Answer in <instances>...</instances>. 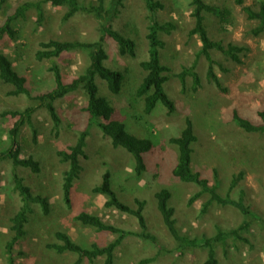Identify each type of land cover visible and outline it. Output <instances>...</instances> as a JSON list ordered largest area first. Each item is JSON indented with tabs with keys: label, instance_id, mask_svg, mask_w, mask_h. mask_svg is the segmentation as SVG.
<instances>
[{
	"label": "rangeland",
	"instance_id": "374dc122",
	"mask_svg": "<svg viewBox=\"0 0 264 264\" xmlns=\"http://www.w3.org/2000/svg\"><path fill=\"white\" fill-rule=\"evenodd\" d=\"M26 1L38 3L41 0H8L0 4V24L6 14ZM158 1L164 5L157 12L159 22H172L176 26L171 35L163 34L166 47L160 52V64L170 70L163 73L168 78L163 88L174 103L175 112L169 115L158 104L151 115H146L143 99L137 96L144 76L139 63L148 57V41L144 38L147 12L143 0H125L114 23V29L119 33L124 34L126 29L135 32L139 39H134L136 59L121 57L117 44L112 40L106 42L108 58L104 66L123 73V91L120 95L112 96L106 91L105 81L99 75L96 78L99 95L105 97L114 109L113 120L123 123L129 134L150 140L153 145L152 151L145 155L146 172L142 176L135 175L133 159L125 150L114 149L109 138L104 137L98 128L91 127L86 140L85 158L80 159L82 172L74 182L71 208L67 209L61 200L63 172L67 166L60 162L56 152L73 145L78 132L88 127L87 115L80 111L85 105L84 95L77 90L55 103L61 119V127L55 132L49 114L38 101L25 96H12L9 93L13 88L0 82V112L36 108L32 126L25 124L21 128L18 142L20 158L32 156L40 162L41 171L39 174H32L23 168L16 171L25 179V184L34 195L47 197L51 205L47 216L42 214L38 205L31 206L32 212L24 227L25 235L15 246L16 264H105V257L90 262L75 253L58 254L47 247L59 244L55 238L58 232L66 233L75 244L86 250L93 245L103 247L114 240L115 237L109 233L96 232L75 221L74 217L80 212L98 216L103 222L125 231L140 232L134 217L104 208L106 199L92 192L106 171L111 175L112 189L121 202L136 209V199L146 201L143 212L147 221L146 234L156 240L153 243L148 239L128 236L114 252L115 264H136L142 260H147L145 264L204 262L205 249L177 250L163 225L154 198V193L163 189L171 193L169 205L175 209L178 230L189 238H211L218 229L228 232L244 222H251L248 230L239 234L249 244L229 236L225 245H216L218 264H264V223L243 216L235 208L215 203L202 213V205L209 199L207 195L190 205L189 199L198 189L173 177L172 170L178 162V147L170 143L171 139L182 134L186 121H189L195 137L191 164L193 172L201 174L223 197L230 194L232 199L237 200L243 196L244 204L264 222V136L243 133L231 121L234 109L251 121H260L257 113L264 111V33L257 37L251 34L257 21L247 20L241 8L232 0H206L208 4L231 12L225 25L215 16L205 14L209 37L221 42L224 47L233 44L247 48L246 52L235 57L217 51L211 53L216 62L215 74L226 89L223 93L207 81L205 58H195L201 44L197 36L189 35L194 26L191 0ZM258 1L244 0V4L257 11ZM78 2L81 6L99 3L98 0ZM102 2L107 6L109 0ZM41 7V21H38L36 9L32 8L25 18L13 24L12 38L4 36L0 39V52L9 58L20 76L26 77L32 96L54 88L53 74L49 71L52 64L59 67L67 83L89 64L85 49L37 61L35 55L40 50L41 42L93 43L97 40L98 23L93 15L79 12L64 20L67 8L53 7L49 3ZM194 62L201 88L197 93H192V79L187 77L186 90L182 92L175 76ZM11 126L9 119H0V152L7 148ZM12 167L9 160H4L0 165V264H7L5 245L13 236L10 220L22 206L20 196L11 183ZM240 173L242 179L229 191L232 180Z\"/></svg>",
	"mask_w": 264,
	"mask_h": 264
},
{
	"label": "trees",
	"instance_id": "16d2710c",
	"mask_svg": "<svg viewBox=\"0 0 264 264\" xmlns=\"http://www.w3.org/2000/svg\"><path fill=\"white\" fill-rule=\"evenodd\" d=\"M8 0H0V4H4ZM125 0H109L105 6L102 0H98V5L90 4L89 6L79 5L78 0H41L38 3L31 1L22 2L6 14L4 20L0 24V39L4 36L12 38L14 32L12 30L13 24L25 18V14L32 8L36 9L38 21L42 19V4H51L53 7L67 8L68 12L63 19L67 20L76 13L91 14L96 19L97 26V40L93 43L81 42H60L49 40L48 42H41L39 44L40 50L36 53L37 61L50 60L60 57L63 53L87 50L89 57V64L85 70L69 83L65 82L59 67L52 64L49 71L53 74L54 88L46 93H41L32 96L27 86L26 77L20 76L9 60V58L0 52V82L4 85H9L13 90L9 93L12 96H25L32 101H38L41 106L49 114L53 123L55 132L61 127V119L55 108V103L65 98L71 92L80 90L85 98V105L80 109L82 113L87 115L88 127L78 132V137L73 145H68L66 148L56 152L60 162L67 166L63 172L62 184V202L67 209L71 208L72 194L74 182L77 180L82 172L80 159L85 158L86 140L89 136V129L96 127L101 131V134L110 139L111 146L114 149L121 148L125 150L133 159L134 173L136 176H141L146 171L145 155L152 151V143L145 138L135 137L129 134L119 121L113 120L114 109L111 107L105 97L99 95L96 78L99 75L106 83V91L110 95H120L123 91L125 77L123 73L116 70H110L104 66L108 55L106 52L108 40H112L117 44L118 53L121 57H128L136 59V43L139 40L135 36V32L126 29L123 33H119L114 29V23L118 19L120 9L123 7ZM234 4L241 8L246 15L247 20L257 21L256 26L251 30L254 37L260 36L264 33V0L258 1L257 11L249 6H245L244 0H232ZM145 10L147 12L146 26H145V40L148 41V57L146 60L139 63V68L142 70L144 76L138 90L137 96L143 99L144 113L151 115L158 104H161L167 114L172 115L175 112L174 103L168 98L164 91L163 85L168 80L163 75L170 70L160 64V52L165 49L166 44L162 36L171 35L176 30L175 24L172 22L161 23L157 19V12L164 8V5L158 0H143ZM193 7L191 17L194 20V26L190 30V36H197L201 44L200 50L196 54V60L203 56L207 61L206 79L212 83L218 90L225 93L226 89L215 74L214 67L215 60L212 58V52L217 51L228 57H235L247 51V48L239 47L237 45L229 44L226 47L221 42L213 41L207 32L205 25V14H210L219 19L222 25L227 23V17L231 16V12L227 9H221L217 6L208 4L206 0H191ZM123 34V35H122ZM125 35V36H124ZM135 39V40H134ZM196 62L191 67H184L176 78L179 80L181 91L186 90V78L192 79L191 92L197 93L201 88V79L195 71ZM35 107H26L21 111H5L0 112V119H9L12 126L8 132V145L5 151L0 152V165L4 160H9L12 163L11 183L14 190L19 194L22 206L11 218L10 231L13 233L12 238L5 245V256L7 264H16L15 262V246L25 235L24 227L28 221V215L32 212L31 206H39L42 214L45 216L50 213V202L47 197L41 195H34L31 188L25 184V179L20 177L17 173V168L28 169L32 174H39L41 165L38 160L32 156L21 159L20 146L18 142V135L21 128L28 124L32 126V116L35 113ZM260 121H251L243 117L234 109L231 113V121L246 134H254L257 136H264V111L257 113ZM186 127L182 134L170 140L171 144L178 147V162L172 170L174 178L182 183L190 184L198 189V191L189 199V204H193L203 195L209 196L208 201L202 205V213H205L208 207L215 203L222 207H232L238 210L243 216L249 217L251 220L262 222L261 218L250 211V208L244 204L243 196L237 200L231 198L230 194L221 196L216 191L215 187L209 185V181L197 172H193L192 154L195 137L193 135L192 125L186 121ZM33 134L36 131L33 129ZM242 174L234 177L229 191H232L237 182L242 179ZM96 195L103 196L106 200L104 208L113 209L121 214L129 215L137 220L140 232L134 233L122 230L114 225L103 222L98 216L91 215L87 212H80L74 217V220L79 222L82 226L92 228L99 233H109L113 235L114 240L108 242L105 246L99 247L93 245L91 249L86 250L75 244L70 237L63 232L55 234L56 240L59 244L47 245L48 248L53 249L58 254L71 252L77 254L79 257L86 258L92 262L98 257H105V264H115L114 252L121 247L123 241L128 236H136L140 239H148L156 243L155 239L146 234L147 221L144 217V208L146 201L136 199L134 202L137 205L136 209L130 208L128 205L121 202L112 189L111 175L106 171L101 176L99 185L92 189ZM171 193L168 190H160L154 193L157 210L159 211L163 225L170 234L178 251H185L189 249H205L206 257L202 264H218L216 256V245H225V241L229 236H233L237 241L249 244L246 238H243L240 231L248 230L251 222H244L237 229L225 232L219 230L211 238H189L181 234L176 226L175 209L169 205L171 200ZM250 246V245H249ZM160 248V246H158ZM80 258V259H81ZM147 260H142L136 264H145Z\"/></svg>",
	"mask_w": 264,
	"mask_h": 264
},
{
	"label": "crops",
	"instance_id": "0c3cea01",
	"mask_svg": "<svg viewBox=\"0 0 264 264\" xmlns=\"http://www.w3.org/2000/svg\"><path fill=\"white\" fill-rule=\"evenodd\" d=\"M145 172H146V171H145ZM145 172H144V173H145ZM144 173H143V174H144ZM143 174H142V175H143ZM142 175H141V176H142Z\"/></svg>",
	"mask_w": 264,
	"mask_h": 264
}]
</instances>
